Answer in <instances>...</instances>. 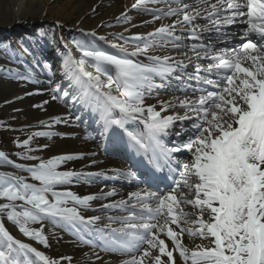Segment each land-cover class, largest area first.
I'll return each mask as SVG.
<instances>
[{
	"label": "snow or ice",
	"instance_id": "6c2138e0",
	"mask_svg": "<svg viewBox=\"0 0 264 264\" xmlns=\"http://www.w3.org/2000/svg\"><path fill=\"white\" fill-rule=\"evenodd\" d=\"M154 2L158 0H137L132 7L150 12L156 20L175 19L146 36L130 38L134 51L112 44L119 53L114 55L89 50L76 42L81 56L76 58L69 51L64 61L79 86L72 102L83 104L97 115L101 137L114 142L126 137L128 148L151 166V175L142 181L144 187L129 192L127 200L102 207L139 210L123 217L109 216L107 227L96 228L101 217H86L81 209L90 208L93 200L117 195L115 189L84 197L58 191V186L104 175L58 170L67 161L83 158V154L41 160L28 168L16 165L39 183L0 172V264H61L13 235L5 220L28 241L45 248L50 246L51 237L59 238L58 230H72L103 264L109 262L103 261L97 248L121 257L119 264H264V0H196L195 4L165 0L166 8H147ZM121 19L127 22V14ZM198 20L205 23L201 25ZM235 24L247 25L241 37L244 42L238 48L213 49L203 43L206 32L225 40L231 35L229 27ZM177 31L181 35H176ZM86 35L95 37L96 33ZM253 35L257 39H251ZM185 39L194 43L189 46ZM129 42L125 40V44ZM167 44L178 50L190 48L197 60L209 61L206 65L195 63L194 78L197 84L214 90L201 87L194 89L193 96L161 100L157 110L145 103L154 89L164 87L163 83L156 84V78L166 81L192 62L191 57L185 62L149 54ZM141 55L149 63L128 58ZM88 68H94L95 73ZM24 78L31 79L32 74ZM59 90L57 84L53 91ZM63 96L69 97V93L64 91ZM170 108L183 111L162 115ZM137 121L143 129L130 127ZM185 121L191 123L185 125ZM59 122L56 118L55 123ZM33 135L51 138L54 133ZM168 136L185 139L169 147L163 140ZM30 140L18 146L28 147ZM28 150L32 151L30 147ZM185 153L188 158L177 155ZM0 160L11 163L2 151ZM116 171L135 178L134 173ZM165 172L173 185L167 193L159 194L151 190V182L159 179L157 173ZM189 207L191 210H186ZM113 223L120 226L111 227ZM85 234H94V239H85ZM185 237L191 245L185 243Z\"/></svg>",
	"mask_w": 264,
	"mask_h": 264
},
{
	"label": "bare ground",
	"instance_id": "6f19581e",
	"mask_svg": "<svg viewBox=\"0 0 264 264\" xmlns=\"http://www.w3.org/2000/svg\"><path fill=\"white\" fill-rule=\"evenodd\" d=\"M62 0H0V5L5 6L11 9H17L14 13H11L10 20L12 23L16 18H22L27 16L29 11L33 8L38 7L39 11H45L46 13L50 12L52 15L59 19V20H70L74 16H76L77 21L83 23V17L85 16L86 12H92L94 8H97V5L103 3L104 0H66L67 3L65 5H61L60 2ZM107 3L110 4L109 9L107 10L108 15H112V17L118 16L120 11V6L115 4L112 0H105ZM171 2V0H169ZM185 2L190 4H195L196 0H185ZM215 2V0H213ZM153 5H159L157 8H166L167 5L165 0H158V2H154ZM83 11L80 15L78 13ZM175 18H168L164 17L162 20H151L152 27L146 31V34L153 32L157 27L161 24H170L173 22ZM101 20L96 21L95 24L97 25ZM198 23L203 25L205 23L204 20H198ZM143 23V21L141 22ZM95 24H93V28H95ZM240 28L243 30L242 24H235V26H230L228 31L231 34L237 33ZM9 30V29H8ZM96 33V36L100 37V42H102L107 48L116 50L112 48V44H118L123 47L128 48V50L134 51L135 46L132 45L130 41L128 44H125V39H118L117 36L111 35L109 33L100 35L96 29L93 30ZM244 31V30H243ZM243 31L238 37H242ZM131 36H142L137 30L132 27L131 28ZM176 35H181V32L177 31ZM188 33L184 32L183 36L187 37ZM235 36H229L228 40H232ZM253 36L250 38L252 39ZM226 40V39H225ZM184 43L187 45H191L194 41L185 39ZM203 43L210 45L213 49H226L224 46L223 41L218 39V36L214 32H206L203 34ZM236 46H240L241 42H235ZM52 53H51V64L54 66L53 74L50 77L52 82V87L50 88L49 94L44 93L45 88H31V91H38L40 96H34L30 99V102L34 105L35 110L33 112V118L37 120V124H43L44 131L43 132H52L54 133V138H44L39 141L41 146H46V148L50 149V152L55 156L67 155V154H74L79 155L83 154V158H77L67 161L64 163L65 168L60 169L59 171L65 170H74L78 172H91V173H103L104 175H96L89 177L87 182L81 181L79 183H73L71 185H66V189L62 191H72L75 194L84 197L89 195L94 196H101L103 193H107L113 189L116 190L117 195L115 196H108L104 199H96L91 201V207L88 209H81V212L86 217L91 216H100L101 220L97 222L95 225L98 228H105L109 225L108 217H123L127 216L131 213V211H138L139 209H106L103 208V204H111L117 202L121 199H128V193L131 191H135L136 189H128L126 184H128L131 177H127L117 173L116 170H120L121 173L131 172L130 168L122 161L119 160L118 157L107 156L104 154V150H102V145L99 143L106 140L98 132H91L90 126L86 123L85 119L83 118L84 113H90V109L83 104L80 103H73L71 97L79 94V86L77 83L71 78L73 73L65 69L64 61L67 51L70 49L69 43L67 42V38L64 35V32L60 30L57 33V37L52 45ZM233 47V48H238ZM169 52L172 54H167V52L160 50L153 51L151 55H159V56H171L174 60H181L188 62V58L191 57L192 62L189 63L188 67L183 71H177L171 77L168 78L166 81H161L159 77L156 78L158 83L156 84H164V87L156 88L157 93L160 94L159 99L156 103L149 104V105H159L160 101H169L172 100L173 97H184L185 95L193 96L194 89L198 88H205L206 85L197 84L196 79L194 78V65L195 63H200L201 65H206L209 61L205 59L197 60L194 54L190 51V48L178 50L172 46V44H167L164 46ZM231 50V49H229ZM173 51V52H172ZM184 52H187V56L184 55ZM115 55H119L116 50ZM76 57V56H75ZM77 58V57H76ZM129 59L133 60L134 62H142V63H149L146 56H129ZM3 66H0L3 69L4 74H0V91L3 97H6L5 100H14L12 104L15 107L23 106L26 101L24 98V94L20 93L17 90L15 83L12 81L13 75L12 72L15 70L13 65H10L6 61L0 62ZM6 66V67H4ZM14 68V69H13ZM89 71L95 73L91 68H88ZM67 72V74H66ZM182 73V74H179ZM201 75H206L201 73ZM179 77V78H177ZM192 77V78H190ZM102 79H105L102 77ZM174 82V86H170L169 84ZM41 83V82H40ZM59 85L60 90L54 92L56 85ZM207 89V88H206ZM67 91L69 93V97H64L63 92ZM55 95L56 102H53L49 99V96ZM195 95H199V92H196ZM24 101H26L24 103ZM47 101V103H45ZM39 105V106H38ZM160 110V108H159ZM183 110L180 108L176 109H169L168 112L162 113V115H170L174 114L175 112H182ZM96 115V114H95ZM97 116V115H96ZM56 118L61 120V123H55ZM95 120H98V117H95ZM92 121V120H91ZM179 123V122H177ZM185 125H189L191 121H185ZM50 125V127H49ZM94 126V125H93ZM132 128L143 129V124L139 123L138 121L131 125ZM101 130V129H100ZM99 130V131H100ZM90 131V132H89ZM61 136V138H57ZM180 141L184 140L185 137H180ZM114 142V141H113ZM176 144L170 145L169 147H173ZM180 158L183 159V156L177 154ZM189 156V154H188ZM188 158L187 156L184 157ZM132 173V172H131ZM113 180H117L119 183H113ZM156 191L154 189H151ZM161 194V193H159ZM51 198V197H49ZM79 207V206H77ZM191 210L190 207L189 209ZM119 223L111 224V227H119ZM9 231L17 236L18 238L24 240L25 242L31 243L34 247H36L39 251L45 253V255L60 260L61 264H103L102 261L96 260V257L92 255V249L90 246L83 244L80 242L73 233H71L67 228L58 230L59 231V238L51 237L50 238V246L45 248L43 245L37 244L35 242H30L23 238L15 229L14 227H7ZM45 231H48L45 228ZM165 238V237H161ZM85 239H93L90 234H85ZM171 246V242L167 241ZM185 243L191 245V241L188 237H185ZM96 252L99 253L101 257H103V261L109 262V264H119L121 257L116 254H108L105 252L100 251L99 248L95 249ZM88 254L86 256L85 254ZM89 256H91V262L89 261ZM63 257H71L72 260L69 262Z\"/></svg>",
	"mask_w": 264,
	"mask_h": 264
},
{
	"label": "rangeland",
	"instance_id": "374dc122",
	"mask_svg": "<svg viewBox=\"0 0 264 264\" xmlns=\"http://www.w3.org/2000/svg\"><path fill=\"white\" fill-rule=\"evenodd\" d=\"M115 4L120 6L118 16L112 17L107 14V10L110 4L107 1H103L94 8L92 12L87 11L83 17V23L78 22L76 16L70 20H59L53 16L52 13L45 11H39L38 7L33 8L29 11L27 16L14 19V22L10 20L11 13L17 11V9H11L0 5V30L5 29L6 32L0 31V62L6 61L10 65H13L12 81L15 83L17 90L23 93L24 98L28 103L23 106L15 107L12 102L14 100H5L0 91V151L4 152L11 163H7L0 160V172H7L17 176L24 177L29 183L39 182L31 179V174L16 165H22L23 168L33 167L37 165L41 160H49L55 156L50 152L49 148L41 146L39 141L47 136H34V133L43 132V124H37V120L33 118V112L35 110L34 105L30 102V99L34 96H40L38 91H31V88L39 89L45 88L44 93H48L52 87L50 80L53 74L52 64L47 60L50 50L53 48L52 45L57 37V33L62 30L67 38L71 53L75 54L77 58L81 56V51L77 48V43L80 42L89 50L98 49L109 54L116 53V50L105 47V45L98 41V36L90 37L87 33H93L94 29L100 35L111 34L118 37H123L125 40H130L131 28L134 27L137 32L142 36H146V31L152 27L153 15L144 10L134 9L133 4L137 3V0H112ZM66 0L60 2L61 5H65ZM159 5H153L150 3L147 5L149 9H155ZM83 13L80 11L78 15ZM127 14V22H124L121 17L123 14ZM11 16V17H10ZM101 20L97 25L96 21ZM143 21V23H141ZM95 24V28H93ZM9 29V30H8ZM131 41V40H130ZM132 45H134L132 43ZM135 46V45H134ZM33 47L35 54H32L30 50ZM26 50V51H25ZM161 52L165 51L167 54H172L166 48H155L150 51V55L153 51ZM30 51V52H29ZM173 52V51H172ZM49 53V54H48ZM143 56V55H142ZM0 66H3L0 63ZM6 67V66H4ZM13 68V69H14ZM1 69V68H0ZM94 72L95 69L91 68ZM29 73L32 74L31 79H25ZM0 74H4L3 70ZM26 74V75H25ZM41 82V83H40ZM171 85H175L172 82ZM53 95L49 96L53 102L56 99L52 98ZM160 94L154 89L151 94L146 96V105L156 103L159 99ZM159 110V105H154ZM32 113V114H31ZM61 123V120L60 122ZM31 137L30 144L28 147H21L18 145L23 144L25 140H29ZM54 136L51 137V139ZM57 138H61L58 135ZM29 147L32 151H29ZM21 156H32L35 159H21ZM69 163H72L69 162ZM65 165L62 164L58 169H64ZM66 189L65 186H58L57 190L62 191ZM2 202V201H0ZM6 227H14L19 233L18 229L9 221L5 220ZM35 225L34 227H39ZM72 232V230H70ZM21 236L22 234L19 233ZM23 237V236H22ZM27 240L26 237H23ZM35 242V241H30ZM36 243V242H35Z\"/></svg>",
	"mask_w": 264,
	"mask_h": 264
},
{
	"label": "water",
	"instance_id": "95a60500",
	"mask_svg": "<svg viewBox=\"0 0 264 264\" xmlns=\"http://www.w3.org/2000/svg\"><path fill=\"white\" fill-rule=\"evenodd\" d=\"M0 31L6 32L5 29H2V30H0Z\"/></svg>",
	"mask_w": 264,
	"mask_h": 264
}]
</instances>
